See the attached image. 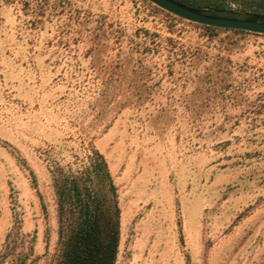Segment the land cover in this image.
<instances>
[{
  "label": "rangeland",
  "instance_id": "rangeland-1",
  "mask_svg": "<svg viewBox=\"0 0 264 264\" xmlns=\"http://www.w3.org/2000/svg\"><path fill=\"white\" fill-rule=\"evenodd\" d=\"M97 203L120 209L116 264H264V34L0 0V264H63Z\"/></svg>",
  "mask_w": 264,
  "mask_h": 264
},
{
  "label": "trees",
  "instance_id": "trees-1",
  "mask_svg": "<svg viewBox=\"0 0 264 264\" xmlns=\"http://www.w3.org/2000/svg\"><path fill=\"white\" fill-rule=\"evenodd\" d=\"M180 1L204 9H226L224 0ZM246 10L243 9V11ZM253 11L264 13V0H261ZM119 242L120 209L118 204L108 208L102 207L99 203L94 207L83 205L80 208L78 226L69 240L63 264H116Z\"/></svg>",
  "mask_w": 264,
  "mask_h": 264
},
{
  "label": "water",
  "instance_id": "water-1",
  "mask_svg": "<svg viewBox=\"0 0 264 264\" xmlns=\"http://www.w3.org/2000/svg\"><path fill=\"white\" fill-rule=\"evenodd\" d=\"M159 7L198 24L264 34V13L204 9L180 0H150Z\"/></svg>",
  "mask_w": 264,
  "mask_h": 264
}]
</instances>
